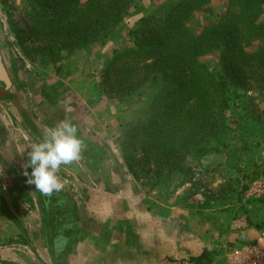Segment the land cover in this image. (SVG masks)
Instances as JSON below:
<instances>
[{
    "label": "crops",
    "instance_id": "crops-1",
    "mask_svg": "<svg viewBox=\"0 0 264 264\" xmlns=\"http://www.w3.org/2000/svg\"><path fill=\"white\" fill-rule=\"evenodd\" d=\"M10 56L4 49L2 65L11 85L0 83V264H237L233 253L264 231V214L250 217L203 194L190 195L193 184L181 176L172 181V192L163 182L155 190L140 186L108 158L87 163L85 171L76 161L62 165L56 173L61 192H39L25 175L31 173L27 152L38 142L20 121L24 102L18 111L5 97L18 89ZM231 138L230 149L210 153L203 168H234L239 153L233 144L240 140L235 131ZM248 166L246 174L264 170L262 156ZM128 184L133 192L126 194ZM258 204L264 201L254 211Z\"/></svg>",
    "mask_w": 264,
    "mask_h": 264
},
{
    "label": "trees",
    "instance_id": "trees-1",
    "mask_svg": "<svg viewBox=\"0 0 264 264\" xmlns=\"http://www.w3.org/2000/svg\"><path fill=\"white\" fill-rule=\"evenodd\" d=\"M22 2L31 34L59 50L102 41L130 9L129 0ZM211 2L179 0L161 15L143 18L134 46L114 52L107 67V75L117 74L116 84L125 94L151 80L159 86L150 101V117L129 125L135 144L124 158L136 179L134 154L141 143L146 163L159 175L178 174L191 183L192 163L200 166L212 152L209 145L220 144L229 130L231 88L236 98L247 99L251 114L254 101L264 103V0H227L219 19L196 31L197 15ZM247 39L257 45L248 50ZM213 53L219 55L216 69L208 66ZM92 152L93 157L85 155L89 163L102 151L93 147Z\"/></svg>",
    "mask_w": 264,
    "mask_h": 264
},
{
    "label": "rangeland",
    "instance_id": "rangeland-1",
    "mask_svg": "<svg viewBox=\"0 0 264 264\" xmlns=\"http://www.w3.org/2000/svg\"><path fill=\"white\" fill-rule=\"evenodd\" d=\"M129 2L130 9L125 20L105 39L83 48L59 50L49 48L46 42L31 34L23 14L22 0H0V47H4L11 54L10 58L16 66L14 72L10 73L11 79L15 87L21 91L16 89L14 95L10 94L12 101H8L10 106H13V102L14 105L17 103L21 106L22 102L28 100L30 120L44 136L49 129L59 125L58 120L62 117H65L64 121L68 119L75 122L81 135L87 137L90 142L103 146L105 151H108L107 158L119 163L120 169H126L124 173L130 176L131 180L153 190L159 189L162 182L165 185L170 184L172 192L175 186L172 181L181 175L174 174L169 177L165 174L159 175L152 165L146 163L141 143L136 145L134 157L137 160L135 159L133 164V171L138 173L140 178H134L124 158L132 153L135 144V141L130 140L129 125L150 117V101L159 90V86L151 80L139 89L125 94L116 84L117 74L107 75L106 70L113 60L114 52L134 46L137 35L141 34L135 31L138 30L143 18L159 16L170 7H174L179 0H129ZM227 5V0H212L209 6L197 15L195 30L199 31L206 23L218 20ZM256 45L257 43H252L249 39L245 41L248 50ZM208 60V66L216 69L219 55L213 53ZM120 64L124 65V62ZM157 77H160V74ZM234 91L235 89L231 88L229 130L220 144L209 145L212 152L220 148L229 150L232 145L231 135L235 131L240 142L237 139V144L236 142L233 144V150L239 153L236 162L235 160L233 162L234 168L230 170L217 168L211 171L203 168L202 162L200 166L192 163L195 169L190 195L203 194L208 200L213 198L216 203L226 207L229 205L234 211L238 209L240 213L248 214L250 217L256 214L259 217L260 213L264 214V210H261L264 209L263 204H258L260 207L254 211L253 205L257 202L248 201L245 194L249 183L264 170L256 167L251 174H246V171L250 159L261 156L260 152L264 150V103L254 101L255 112L251 114L247 99L236 98ZM251 94L254 96L257 93L254 91ZM246 107L248 108L245 109ZM22 110L27 111L25 108ZM20 121L24 125L23 121ZM33 138L40 143L34 136ZM76 162L85 171L81 160ZM60 176H63L62 173ZM233 176L236 177L234 180ZM182 179L186 183L183 177ZM85 180L86 177L83 181ZM236 180L238 184L234 189ZM131 185L126 186L124 191L126 194L130 190L133 192ZM213 192L215 197L212 196ZM127 197L129 196L126 195ZM138 198L141 199L142 196ZM239 202H242V205ZM251 245L243 246L236 251Z\"/></svg>",
    "mask_w": 264,
    "mask_h": 264
},
{
    "label": "clouds",
    "instance_id": "clouds-1",
    "mask_svg": "<svg viewBox=\"0 0 264 264\" xmlns=\"http://www.w3.org/2000/svg\"><path fill=\"white\" fill-rule=\"evenodd\" d=\"M83 150L77 127L68 120L61 121L49 129L42 142L30 145L26 167L31 168V173L25 172L27 182L45 196L61 192L64 186L57 171L62 165L79 160Z\"/></svg>",
    "mask_w": 264,
    "mask_h": 264
},
{
    "label": "built area",
    "instance_id": "built-area-1",
    "mask_svg": "<svg viewBox=\"0 0 264 264\" xmlns=\"http://www.w3.org/2000/svg\"><path fill=\"white\" fill-rule=\"evenodd\" d=\"M261 156L264 165V150ZM245 195L248 201H264V174L249 183ZM233 254L238 257L237 264H264V232L260 234L253 245L235 251Z\"/></svg>",
    "mask_w": 264,
    "mask_h": 264
},
{
    "label": "water",
    "instance_id": "water-1",
    "mask_svg": "<svg viewBox=\"0 0 264 264\" xmlns=\"http://www.w3.org/2000/svg\"><path fill=\"white\" fill-rule=\"evenodd\" d=\"M5 68L3 67V65L1 64V71H3V76H4V81L8 84V85H11L9 84L8 82V77L6 76V73H5ZM24 89V88H23ZM5 95V94H4ZM9 101H12L11 100V97L10 95L6 94L5 96ZM14 103V102H13ZM26 110H27V115L25 118L21 117L22 118V121L26 127V129L39 141V142H42L43 138L45 137L41 132L40 130L38 129V127L30 120V116H31V112H30V104L28 102V100H26ZM76 126V125H75ZM77 127V126H76ZM78 129V137L79 139H81L83 141V144H87L90 148L94 147L95 146V143H92L90 142L89 140H86L79 132V128L77 127ZM87 147V146H85ZM82 159L84 160V162L86 161V163H89V161L87 162L88 158L85 156L86 154L83 153L82 154Z\"/></svg>",
    "mask_w": 264,
    "mask_h": 264
},
{
    "label": "flooded vegetation",
    "instance_id": "flooded-vegetation-1",
    "mask_svg": "<svg viewBox=\"0 0 264 264\" xmlns=\"http://www.w3.org/2000/svg\"><path fill=\"white\" fill-rule=\"evenodd\" d=\"M2 63H4V47H0V83H2L3 85H4V76H3V71H1V64ZM14 65V64H13ZM4 91V90H3ZM15 109H18V111H19V108H20V106H16L15 105V107H14ZM23 108H25L26 109V101L24 102V107ZM20 114H21V117H23V118H25L26 117V115L28 114L27 113V111H25V110H22L21 112H19ZM79 132H80V134H81V131L79 130ZM85 146H87V147H85ZM93 148V147H92ZM92 148H90L87 144H85L84 145V150L82 151V153H81V158H80V160H81V163L83 164V166H85L87 163H86V161L84 162V160L82 159V154L83 153H85V154H87V153H90L91 154V156L93 157V152H92ZM101 155H99V154H96L95 156H94V159H95V161H96V163H98L99 161H101V160H103L104 158H107V155H106V151H105V149H101ZM93 154V155H92ZM89 160H87V162H88ZM91 162V161H90Z\"/></svg>",
    "mask_w": 264,
    "mask_h": 264
}]
</instances>
